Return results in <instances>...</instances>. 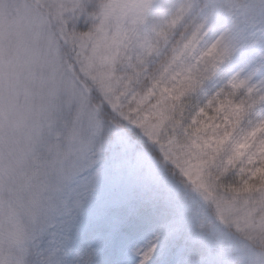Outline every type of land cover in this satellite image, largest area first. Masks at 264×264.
<instances>
[{
	"label": "snow or ice",
	"instance_id": "obj_1",
	"mask_svg": "<svg viewBox=\"0 0 264 264\" xmlns=\"http://www.w3.org/2000/svg\"><path fill=\"white\" fill-rule=\"evenodd\" d=\"M0 264H264V0H0Z\"/></svg>",
	"mask_w": 264,
	"mask_h": 264
}]
</instances>
